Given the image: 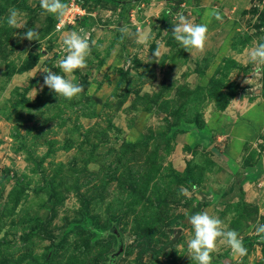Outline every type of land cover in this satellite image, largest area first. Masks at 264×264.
<instances>
[{
    "label": "rangeland",
    "instance_id": "1",
    "mask_svg": "<svg viewBox=\"0 0 264 264\" xmlns=\"http://www.w3.org/2000/svg\"><path fill=\"white\" fill-rule=\"evenodd\" d=\"M63 2L83 14L57 28L40 0H0V264H194L201 211L246 249L219 239L211 264H264V72L247 58L264 0ZM181 14L207 23L202 50L173 38ZM81 30L95 41L69 74L82 91L59 98L41 69L59 72Z\"/></svg>",
    "mask_w": 264,
    "mask_h": 264
},
{
    "label": "clouds",
    "instance_id": "2",
    "mask_svg": "<svg viewBox=\"0 0 264 264\" xmlns=\"http://www.w3.org/2000/svg\"><path fill=\"white\" fill-rule=\"evenodd\" d=\"M40 8L56 17L62 19L67 14V7L63 0H40ZM206 15H215L220 19L218 12L211 11ZM23 13L16 8H10L4 22L11 28H21ZM121 33H127V26L120 27ZM207 23H192L184 15H179L173 22L171 31L173 38L188 52L191 50H202L207 40ZM38 33L33 28H29L21 34V38L28 40L39 39ZM95 41H89L86 32L72 31L63 36L62 45L66 49V54L58 59L54 67L59 68V72H53L50 68H42L46 74L43 77V86L57 97L71 100L77 97L82 91V85L69 74L78 69H83L87 64V58L91 53V46ZM154 54H156L154 52ZM247 58L255 67V72H264V38L260 43L250 49ZM193 189L195 185L192 186ZM180 194L186 198H191L187 189L181 188ZM188 223L192 229L191 238L186 241L188 255L194 264H211V253L216 250L219 239L226 241L233 251L243 255L246 249L243 247L238 234L234 230H224L222 222L214 215L201 211L188 216ZM258 233H264V224L255 229Z\"/></svg>",
    "mask_w": 264,
    "mask_h": 264
},
{
    "label": "built area",
    "instance_id": "3",
    "mask_svg": "<svg viewBox=\"0 0 264 264\" xmlns=\"http://www.w3.org/2000/svg\"><path fill=\"white\" fill-rule=\"evenodd\" d=\"M77 9V10H76ZM75 11V12H74ZM83 14L80 11L79 7H71L68 11L67 14L64 16V18L61 19V21L56 25L57 28H61L65 23H68L70 20L74 19L76 15Z\"/></svg>",
    "mask_w": 264,
    "mask_h": 264
},
{
    "label": "crops",
    "instance_id": "4",
    "mask_svg": "<svg viewBox=\"0 0 264 264\" xmlns=\"http://www.w3.org/2000/svg\"><path fill=\"white\" fill-rule=\"evenodd\" d=\"M242 138H245V137H242ZM242 138L240 137L241 140H242Z\"/></svg>",
    "mask_w": 264,
    "mask_h": 264
}]
</instances>
